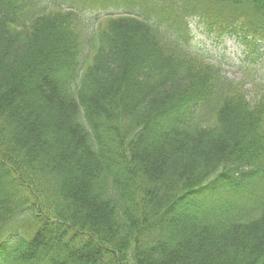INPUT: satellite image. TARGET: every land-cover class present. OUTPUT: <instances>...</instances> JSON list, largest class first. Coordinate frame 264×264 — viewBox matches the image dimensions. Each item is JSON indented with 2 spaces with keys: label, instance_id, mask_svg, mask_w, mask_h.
Segmentation results:
<instances>
[{
  "label": "trees",
  "instance_id": "trees-1",
  "mask_svg": "<svg viewBox=\"0 0 264 264\" xmlns=\"http://www.w3.org/2000/svg\"><path fill=\"white\" fill-rule=\"evenodd\" d=\"M53 1L0 0V264H264V0Z\"/></svg>",
  "mask_w": 264,
  "mask_h": 264
},
{
  "label": "rangeland",
  "instance_id": "rangeland-1",
  "mask_svg": "<svg viewBox=\"0 0 264 264\" xmlns=\"http://www.w3.org/2000/svg\"><path fill=\"white\" fill-rule=\"evenodd\" d=\"M44 4L47 6L55 5L53 0H44ZM60 5L64 8L70 7L67 3H60ZM72 8H78V6H73ZM86 12L85 16L82 15L83 25L90 24L92 28L94 27L95 20L97 18L109 13H119L117 11L112 12L110 10L104 11L103 9H93ZM190 30L191 36L193 37L192 44L194 45L192 50H194L195 53H202L200 48L211 51L215 57L214 60L223 64V69L225 70L227 76L235 78L236 81H238L240 79V73L236 69L238 65L236 62L240 60L243 55V47L238 45L233 38H227L224 42L215 44L216 40L212 37L208 38L206 34H199L201 30L195 29L193 23H190ZM257 64V73L264 81V55L258 58Z\"/></svg>",
  "mask_w": 264,
  "mask_h": 264
}]
</instances>
